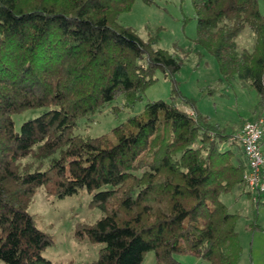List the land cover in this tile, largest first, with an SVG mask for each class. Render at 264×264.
I'll list each match as a JSON object with an SVG mask.
<instances>
[{"label":"trees","instance_id":"trees-1","mask_svg":"<svg viewBox=\"0 0 264 264\" xmlns=\"http://www.w3.org/2000/svg\"><path fill=\"white\" fill-rule=\"evenodd\" d=\"M135 1L0 0L4 264H52L41 255L52 239L27 211L38 188L57 199L81 190L91 197L89 208L100 218L73 232L102 245L88 264H143L149 253L153 264H181L182 256L206 264L240 260L238 216L220 199L236 186L246 188L240 145L233 131L211 124L180 91L179 47L160 49L157 37L143 41L119 24ZM189 1L196 44L213 57L225 81L249 83L264 108L260 0ZM245 29L253 35L251 50L235 43ZM157 72L171 84L168 101L146 103L141 115L108 134L76 133L81 121L92 123L106 108L116 114L119 107L112 105L119 99L121 108L132 109ZM27 111L40 113L16 130L15 117Z\"/></svg>","mask_w":264,"mask_h":264},{"label":"rangeland","instance_id":"rangeland-1","mask_svg":"<svg viewBox=\"0 0 264 264\" xmlns=\"http://www.w3.org/2000/svg\"><path fill=\"white\" fill-rule=\"evenodd\" d=\"M259 9L264 12V0L259 1ZM118 22L132 28L143 41L157 37L160 49L173 52L174 44L179 47L178 55L184 60V66L176 75L178 87L183 95L196 102L197 110L207 116L211 124L224 132L233 131L237 137L246 121L261 118L264 114L251 85L238 79L225 81L213 57L196 44V24L189 0H153L150 6L136 0L131 11L122 13ZM235 43L239 50H251V31L245 29ZM155 77L157 81L146 89L141 101L132 109L121 108L122 100L119 99L112 105L119 107L116 114L111 112V107L106 108L94 117L92 123L81 121L76 133L89 137L108 134L110 129L126 122L129 117L141 115L146 103L168 101L170 82L158 72ZM39 113L27 111L16 116L15 129ZM236 147L233 145V149ZM235 153L240 157L239 152ZM90 199L85 190L64 199L46 195L43 188L35 191L27 211L35 226L52 239V244L41 253L52 264H88L97 259L102 245L78 240L73 235L78 224L93 223L101 216L98 209L89 208ZM220 199L229 213L238 216L235 230L241 257L237 264H264V194L254 200L246 188L236 186ZM179 261L181 264H206L190 256H182ZM153 262V254L149 253L143 264ZM0 264L4 263L0 261Z\"/></svg>","mask_w":264,"mask_h":264},{"label":"built area","instance_id":"built-area-1","mask_svg":"<svg viewBox=\"0 0 264 264\" xmlns=\"http://www.w3.org/2000/svg\"><path fill=\"white\" fill-rule=\"evenodd\" d=\"M263 137L264 121L261 118L246 121L236 137L246 162L242 180L248 192L254 196V200L264 194Z\"/></svg>","mask_w":264,"mask_h":264}]
</instances>
